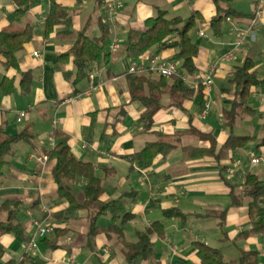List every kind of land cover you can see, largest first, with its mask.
Wrapping results in <instances>:
<instances>
[{
  "label": "crops",
  "instance_id": "crops-1",
  "mask_svg": "<svg viewBox=\"0 0 264 264\" xmlns=\"http://www.w3.org/2000/svg\"><path fill=\"white\" fill-rule=\"evenodd\" d=\"M54 1L68 9L69 16L66 23L54 26L48 35L43 36L42 32L50 0H33L26 14L13 23L16 28L25 24L33 26L32 40L17 54L20 70L31 75L29 92L21 93L19 77L15 78L14 91L10 95H3L0 91V124L3 123L4 132L19 131L9 127V123H17L16 112L24 110L29 121L25 127L33 134L31 145H14L8 157L9 162L0 175V203L8 199L21 203L16 219L28 238L34 232L31 224L34 218L46 219L53 226L65 230L57 239V248L44 247L39 238L37 251L32 254L38 255L46 264H51V260L65 262L69 256L76 264H127L122 243L136 241V232L158 221L164 233L161 237L150 236L152 259L142 264H171L175 259L197 262L195 242L208 245L207 237H213L218 242L230 241L238 256L241 250H255L259 263L264 264V234L235 239L239 232L248 228L249 218L245 203L230 205L229 186L237 183L246 172L264 180V147L260 148L262 160L255 165L249 163L247 156L255 142L247 149H222L217 160L207 156L186 157L180 149L186 145H205L195 134L188 133L189 129L211 133L217 149L222 146L229 130L222 123L221 113L230 106L234 96L228 79L234 67L247 58L254 61L260 84L250 87L245 106L238 110L232 132L235 135H252L257 139L264 136V5L260 10V21L246 43L231 59L226 60L223 55L237 35L236 31L230 33V27L245 28L254 15L257 0H233L231 6L244 16L225 18L218 34L209 28V20L216 11L212 0H117L120 8L116 11L115 22L110 24L107 43L109 61L87 62L85 78L74 85L72 77H68L74 72L72 58L61 56L69 50L73 41L69 31L85 27L88 36H98V20L106 3L112 0ZM14 9L12 0H0V30L8 26V14ZM158 10H164L168 18L178 16L184 19L196 15L194 28L190 31L193 42L198 46L194 58L196 72L186 76L184 81L194 89L193 83L200 81L213 66L211 104L204 117L200 114L203 98L197 92L184 98L181 108L171 105L169 86L172 80L169 78L165 86L157 82L158 74L147 71L142 74V79L130 81V77L135 75L128 72L131 63H143L154 55L170 59L174 54L172 48L159 52L151 48L146 56L133 60L124 51L126 34L144 30L145 21L154 17ZM114 39L118 40L119 46L110 51L109 46ZM34 51L38 57L33 56ZM14 94L13 100L11 96ZM155 94L159 95L160 106L152 118L150 132H145L140 120L145 106L138 95ZM46 112L49 117L44 123L42 118ZM236 127L244 134L235 133ZM53 129L67 135L70 151L77 159L95 166V174L102 185L100 200L122 199L126 209L133 214L122 226L120 237L108 240L104 233L99 232L89 238L86 211L83 209L57 216L68 204L56 194L51 175L54 160L45 155L55 144L51 136ZM155 132L178 137L176 142L179 147L164 158L156 157L146 169H138L135 163L123 158L139 151L145 143L157 140ZM188 137L197 140L195 145L181 144L182 139ZM176 150L179 153H173ZM83 183L78 181L72 189L78 199L81 198ZM42 207L48 210V214L41 212ZM172 207L184 216L165 217L163 210ZM223 210H226L225 214L220 216ZM196 221H199V230L206 235L203 238L200 234L195 235L190 227L186 228L187 224L191 222L195 225ZM203 221H212V234L202 227ZM109 223L108 215L99 217L96 222L99 227ZM181 231L184 233L181 234ZM46 236L52 239L54 235L50 233ZM240 241L244 242L243 247L238 245ZM0 243L5 251L3 261L31 264L24 240L12 234H3ZM106 247L110 248L109 253L104 252Z\"/></svg>",
  "mask_w": 264,
  "mask_h": 264
},
{
  "label": "trees",
  "instance_id": "trees-1",
  "mask_svg": "<svg viewBox=\"0 0 264 264\" xmlns=\"http://www.w3.org/2000/svg\"><path fill=\"white\" fill-rule=\"evenodd\" d=\"M15 9L8 14V26L0 30V91L3 95H10L14 91V81L19 77V89L22 94H27L30 90L31 75L29 72L21 71L17 58L18 52L23 46L32 40L33 26L25 24L22 28H16L13 23L26 14L33 4V0H12ZM233 0H212L215 6V14L209 20V28L214 34L220 32L222 21L226 17H242L244 14L236 11L232 6ZM69 11L65 7L50 0V6L46 12L43 22V36L48 35L53 27L67 22ZM196 15L192 14L187 18L178 16L168 18L164 10H158L154 17L145 21V29L142 31H129L125 37L126 55L131 59H137L147 55L151 48L156 52L164 49H174V54L170 60L178 64L177 75L169 78L172 83L169 86V96L171 105L181 108L182 100L190 97L193 92H197L204 99L205 93L202 81H197L195 88L186 85L184 78L196 72L194 58L198 53V46L193 42L190 31L194 28ZM99 35L88 36L86 28L72 32L73 41L69 50L61 55L70 56L74 66V72H66V77H72L71 83L79 82L86 76L85 65L90 61H100L107 63L110 52L107 43L110 38V24L103 20V14L98 20ZM254 61L250 58L234 67L230 73L229 82L232 85L233 100L228 108L222 110V123L229 130L228 136L222 146L217 149V143L211 133H203L198 130L189 129L187 132L195 134L196 137L205 143L202 146H181L180 149L186 157L200 158L213 157L218 159L221 150H241L249 148V144L255 142L251 148L253 154H260V148L264 147V136L256 138L252 135H235L232 132L238 110L245 106L251 86L259 85ZM67 77V78H68ZM142 74H135L130 77V81L140 80ZM69 79V78H68ZM165 77L159 76V84L166 86ZM134 91L132 90V94ZM134 97V96H133ZM145 106L141 114L143 131L150 132L152 118L159 109V95H138ZM158 137L153 142H147L137 152L123 156L130 163H135L138 169L148 168L156 157L164 158L169 152L179 147L176 142L178 137H167L159 132H155ZM52 138L55 144L45 152L48 159L54 160L51 175L56 186V194L59 198L67 202V207L59 215H65L75 209L86 211L88 222L87 236L93 237L99 232L105 234L110 240L112 237H120L122 226L129 221L133 214L128 211L122 199L102 201L101 179L95 174V166L86 161L77 159L68 145V137L63 132L53 129ZM33 134L29 128L24 127L14 133H5L3 123L0 124V175L8 164V157L12 154L13 146L18 143L31 145ZM82 180L81 198L78 199L73 193V187ZM230 186V205L247 206L249 218L248 228L237 234L235 239H243L252 234H264V180H260L257 175L246 172L241 175L237 183ZM21 203L14 200H5L0 203V216L5 213L4 218L0 217V236L12 234L24 240L27 244L29 238L24 234V229L16 219ZM223 210L220 216H224ZM108 215L110 223L104 227H99L96 222L99 217ZM165 217L184 215L175 207L163 210ZM222 223V220L219 222ZM65 232L63 228L54 226L52 239L47 236L40 239V243L46 248H57V239ZM164 233L160 222H152L143 231L136 232V241L123 242L122 253L127 264H142L152 259L151 235L161 237ZM195 255L197 262L190 260L175 259L171 264H260L258 252L255 250H241L235 260L225 261L222 251L219 248L209 246L204 243L195 242ZM4 248L0 243V264H14L12 260L3 261ZM28 253H26L27 255ZM27 259L31 264H46L38 255L29 253Z\"/></svg>",
  "mask_w": 264,
  "mask_h": 264
},
{
  "label": "built area",
  "instance_id": "built-area-1",
  "mask_svg": "<svg viewBox=\"0 0 264 264\" xmlns=\"http://www.w3.org/2000/svg\"><path fill=\"white\" fill-rule=\"evenodd\" d=\"M262 5H264V0H257L254 15L249 20V24L245 28H235L234 26L230 27V33L236 31L237 35L235 37V40L233 41L231 47L229 50L223 55V58L228 60L231 59L234 55V53L243 46L247 38L251 35V32L254 28V26L260 21V10L262 8ZM120 8V3L117 0H112L103 8V20L109 24H113L115 22V14L116 11ZM226 20H229V17H226ZM200 36L203 35L201 31L198 32ZM118 40L114 39L109 46L110 51H115L118 48ZM33 56L38 57L37 52L32 53ZM146 62V63H145ZM213 66L209 67V69L206 71L204 77L200 80L203 84V89L205 93V97L203 99L202 103V109H201V116L204 117L207 114V111L211 104V98H210V91L212 87V72H213ZM147 71H153L159 76L165 77V78H171L178 73V64L174 60L170 59H161L157 55L151 56L146 59L143 63H131L128 72L129 73H135V74H143ZM197 82L193 83V85H196ZM26 112L24 110H18L15 115V121L17 123L21 122L22 119L25 117ZM249 163L252 165L258 164L262 160V154H253L251 151L247 153ZM41 212L48 214V210L44 207L41 208ZM33 227V234L29 238L27 244H26V251L28 253H34L37 251V242L39 238H42L50 233L53 232L54 226L52 223H49L46 219H37L34 218L31 222ZM110 248L106 247L104 249L105 253H109ZM76 264L74 258L72 256H69L65 259V262L63 260H51V264Z\"/></svg>",
  "mask_w": 264,
  "mask_h": 264
},
{
  "label": "rangeland",
  "instance_id": "rangeland-1",
  "mask_svg": "<svg viewBox=\"0 0 264 264\" xmlns=\"http://www.w3.org/2000/svg\"><path fill=\"white\" fill-rule=\"evenodd\" d=\"M15 96H16V94L12 95L11 96V99L14 100L15 99ZM48 117H49L48 116V113L46 112L45 116L42 118V119H44V123L45 122H48L47 121L48 120ZM28 123H29V121H28L27 117L25 116L22 119V121L19 122V123H11L10 122L9 123V127H12V128H14L16 130H20L23 127L27 126ZM237 127L234 129V132L237 133V134H241V133L244 134V132L239 131V129ZM196 142H197V140L195 138L188 137V138H183L182 141H181V144L182 145L183 144H194L195 145ZM13 147H15V146H13ZM176 151L173 152V153H179V150H176ZM0 217H4V216H0ZM202 223H203V226L202 227L206 228L207 229V232L209 231L210 234H212L211 233V228H212L211 227V223H212V221H203ZM189 227L194 231L195 235H199L200 234L202 238L206 236L204 232H201L199 230V221H196L195 225H192L191 222H190L189 224L186 225V228L187 229H189ZM180 233L183 234L184 232L181 231ZM206 242L210 246L219 248L222 251V256H223V259L225 261L233 260V259H235V258L238 257V251L234 248L233 245H231V242L230 241H228V242H218V241H214L213 237H209V238L207 237ZM243 243L244 242L240 241L238 243V245L241 246V247H243ZM24 244H25V242H24ZM21 253H23V251ZM21 253H18V254L21 255ZM7 257L8 256H6L4 258H7ZM14 258L16 259L17 257L15 256ZM236 264H238V263H236Z\"/></svg>",
  "mask_w": 264,
  "mask_h": 264
}]
</instances>
